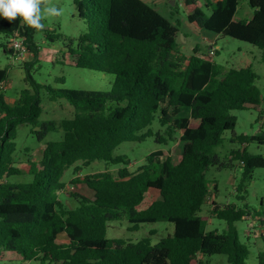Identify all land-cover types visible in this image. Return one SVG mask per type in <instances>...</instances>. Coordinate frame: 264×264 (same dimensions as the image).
I'll list each match as a JSON object with an SVG mask.
<instances>
[{
    "label": "trees",
    "instance_id": "16d2710c",
    "mask_svg": "<svg viewBox=\"0 0 264 264\" xmlns=\"http://www.w3.org/2000/svg\"><path fill=\"white\" fill-rule=\"evenodd\" d=\"M203 1L211 8L208 15L197 0H184L189 22L252 44L264 61V0H246L251 13L242 18L235 17L239 0ZM74 4L86 31L74 40L75 46L69 40L72 46L63 57L75 67L110 73L114 79L108 90L53 88L33 79L29 68L34 61H21L27 87L12 104L0 92V259L8 251L38 264H201L199 255L223 254L229 264H247L249 251L235 223L249 215L264 216V208L211 201L210 214L226 223L220 232L206 230L210 216L201 212L216 190V185L209 190L205 180L209 166L232 167L238 161L237 191L251 180L255 168H264V155L250 153L243 145L264 143L263 128L250 136L235 135L232 140L242 146L230 150L225 162L213 152L223 132L236 124L231 111L261 103L256 72L249 64L222 71L210 56L198 53L197 45L184 55L176 26L142 0ZM36 31L19 20L0 19V47L11 54L9 38L18 33L36 58ZM7 71L0 68V82H5ZM42 89L49 100L65 99L72 116L40 120ZM155 116L157 131H143ZM23 124L32 128L38 142L49 132L62 134L42 144L37 161L26 155L28 181H13L22 173L15 138ZM149 134L159 143H176L177 162L158 149L148 153L136 171H129L127 156L114 155V150ZM95 161L117 166L116 172L75 176L70 183H81L87 194L61 195L63 172L73 167L75 174ZM150 190L159 198L140 208ZM122 218L131 224L129 230L166 221L173 224V232L156 243L149 236L135 241L108 238L107 223ZM260 239L264 242V233ZM260 256L264 264V250Z\"/></svg>",
    "mask_w": 264,
    "mask_h": 264
},
{
    "label": "rangeland",
    "instance_id": "374dc122",
    "mask_svg": "<svg viewBox=\"0 0 264 264\" xmlns=\"http://www.w3.org/2000/svg\"><path fill=\"white\" fill-rule=\"evenodd\" d=\"M167 18L178 29L176 37L179 43L180 51L184 55L192 52V47L198 46V53L208 56V50L211 46H217L214 54L210 55L211 60L220 66L222 71L229 67L251 65L257 74L255 84L259 87L262 95V101L259 105H248L245 109L233 110L231 113L236 117V124L232 130L223 132L222 143L213 148V152L219 157L220 162L227 160L229 151L238 149L242 146L232 140L235 135H252L262 128L264 129V61L261 58V51L248 42L237 40L235 38L215 34L210 31L199 28L196 24L186 19L187 10L184 6V0H142ZM198 5L208 15L211 8H205L203 0H197ZM42 9L56 7L61 15L49 17L45 15L43 23L45 27L37 30L34 34V42L37 46L36 58L27 52L25 57L19 61H12L10 54L5 53L0 47V68H7V77L0 89L3 92L8 103L12 104L17 98L20 89L27 87L24 80L26 70L21 65V61H34L29 71L33 79L41 84L51 85L53 88H82L88 90H108L114 79V75L96 70L78 68L65 60L68 51L69 40L74 41L80 34L86 31L85 20L78 16L74 0H41ZM251 13V8L246 0H239L235 17L242 18ZM183 35L182 38L180 35ZM1 41H4L1 38ZM208 46H210L208 48ZM41 113L40 120H61L70 118L73 114L72 106L65 100H49L44 89L39 93ZM182 113H185L183 111ZM158 126L157 116L151 124L143 131L149 130V133H155ZM32 128L29 125H21L16 130V161L21 174L14 176L13 181H28L30 176L27 174L28 164L26 162L29 154H34L33 160H38L41 155V147L46 141L57 140L61 137V132H49L42 142H38L31 133ZM243 145L253 154L264 155V143L257 141L244 142ZM29 148L30 151L25 149ZM33 148H35L33 150ZM175 144H162L155 140V136L149 134L144 140L138 142H122L114 150V155H126L129 159L128 169L131 172L145 162L148 153L154 150L162 149L163 154H170L173 161L177 162L178 155L175 153ZM35 151V153H33ZM241 164L234 162L232 167L209 166L205 172V180L212 190L216 185V190L211 198L207 199L202 205L203 215H209V223L206 230L217 229L219 232L226 228L223 220L215 218L210 214L211 201L218 205L234 203L238 207L247 206L250 210H262L264 208V168H255L252 178L246 181L243 189L237 191L240 183ZM81 167V166H80ZM73 167L63 172L61 180L66 184L61 195L68 197L71 192L87 194V190L81 183H70V180L78 176L82 178L85 174L96 173L105 169L116 172L117 166L107 164L104 161H95L86 167H81L75 172ZM242 196L240 199L236 198ZM159 198L156 190H150L146 193L145 199L140 208L145 207L152 200ZM245 220H239L235 223L238 236L248 248L247 264H261V252L264 250V242L260 235L264 233V216L252 217L246 216ZM131 224L125 218L114 220L107 223L106 236L108 238H123L129 241H135L142 237L149 236L152 243L172 234L173 224L166 221H157L153 223H142L137 230H129ZM201 264H229L226 256L223 254L199 255ZM0 264H38L35 260H24L21 256L6 251L4 257L0 259Z\"/></svg>",
    "mask_w": 264,
    "mask_h": 264
},
{
    "label": "clouds",
    "instance_id": "9594fccd",
    "mask_svg": "<svg viewBox=\"0 0 264 264\" xmlns=\"http://www.w3.org/2000/svg\"><path fill=\"white\" fill-rule=\"evenodd\" d=\"M45 15L55 17L61 15L56 7H41V0H0V19L8 22L17 21L36 30H42Z\"/></svg>",
    "mask_w": 264,
    "mask_h": 264
},
{
    "label": "built area",
    "instance_id": "2783aa9c",
    "mask_svg": "<svg viewBox=\"0 0 264 264\" xmlns=\"http://www.w3.org/2000/svg\"><path fill=\"white\" fill-rule=\"evenodd\" d=\"M9 48L11 49L10 57L12 61H19L23 59L27 53L26 45L24 43L23 37L18 33H15L12 37L9 38ZM216 50L215 46H211L208 50V56L214 54ZM3 82H0V89L2 88Z\"/></svg>",
    "mask_w": 264,
    "mask_h": 264
},
{
    "label": "crops",
    "instance_id": "0c3cea01",
    "mask_svg": "<svg viewBox=\"0 0 264 264\" xmlns=\"http://www.w3.org/2000/svg\"><path fill=\"white\" fill-rule=\"evenodd\" d=\"M181 38H182V37H181ZM209 47H210V46H208V48H209ZM215 47H216V50H217V46H216V45H215ZM38 147H41V154H42V146H36L35 148H38ZM35 148H33V150H34ZM33 153H35V151H33ZM31 156H32V160H33V158H34V154H32ZM39 156H41V155H39ZM39 158H40V157H39ZM39 158H38V159H39ZM35 161H37V160H35ZM60 240H61V241H65V237H62V236H61V237H60ZM15 255H16V254L14 253V256H15Z\"/></svg>",
    "mask_w": 264,
    "mask_h": 264
},
{
    "label": "water",
    "instance_id": "95a60500",
    "mask_svg": "<svg viewBox=\"0 0 264 264\" xmlns=\"http://www.w3.org/2000/svg\"><path fill=\"white\" fill-rule=\"evenodd\" d=\"M180 36L182 37L183 35L181 34Z\"/></svg>",
    "mask_w": 264,
    "mask_h": 264
}]
</instances>
